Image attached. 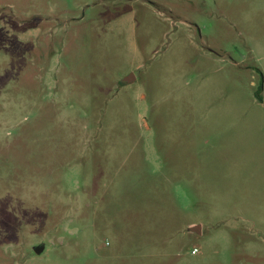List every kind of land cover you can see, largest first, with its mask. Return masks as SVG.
<instances>
[{
  "label": "rangeland",
  "instance_id": "rangeland-1",
  "mask_svg": "<svg viewBox=\"0 0 264 264\" xmlns=\"http://www.w3.org/2000/svg\"><path fill=\"white\" fill-rule=\"evenodd\" d=\"M0 264H264V0H0Z\"/></svg>",
  "mask_w": 264,
  "mask_h": 264
},
{
  "label": "water",
  "instance_id": "water-1",
  "mask_svg": "<svg viewBox=\"0 0 264 264\" xmlns=\"http://www.w3.org/2000/svg\"><path fill=\"white\" fill-rule=\"evenodd\" d=\"M133 81H135V77L133 75H131L130 77L126 78L125 83H132ZM197 231H201L200 227L196 228ZM45 247L44 246H40L36 248V253L37 254H41L44 251Z\"/></svg>",
  "mask_w": 264,
  "mask_h": 264
},
{
  "label": "built area",
  "instance_id": "built-area-1",
  "mask_svg": "<svg viewBox=\"0 0 264 264\" xmlns=\"http://www.w3.org/2000/svg\"><path fill=\"white\" fill-rule=\"evenodd\" d=\"M193 253H194V254L197 253V250L195 249V250L193 251Z\"/></svg>",
  "mask_w": 264,
  "mask_h": 264
}]
</instances>
